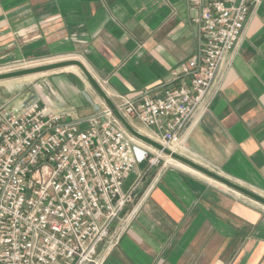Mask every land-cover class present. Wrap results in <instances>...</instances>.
Wrapping results in <instances>:
<instances>
[{
	"label": "crops",
	"instance_id": "obj_1",
	"mask_svg": "<svg viewBox=\"0 0 264 264\" xmlns=\"http://www.w3.org/2000/svg\"><path fill=\"white\" fill-rule=\"evenodd\" d=\"M196 16L187 0H0V71L77 59L116 106L159 96L199 51ZM59 72L46 76L41 103L74 119L103 107L82 77L91 102ZM207 103L178 152L264 198V0ZM140 176L103 264H264L263 205L172 159L138 164L125 188Z\"/></svg>",
	"mask_w": 264,
	"mask_h": 264
},
{
	"label": "built area",
	"instance_id": "obj_2",
	"mask_svg": "<svg viewBox=\"0 0 264 264\" xmlns=\"http://www.w3.org/2000/svg\"><path fill=\"white\" fill-rule=\"evenodd\" d=\"M187 1L197 10V55L172 71L171 85L161 95L146 94L140 101L121 97L116 106L177 153L192 123L208 111L220 69L229 65L263 0ZM150 148L129 135L104 104L84 119L54 112L39 100L9 110L3 105L0 264H103L116 244L112 227L122 221L143 178L125 188L127 176L138 164L150 168L162 156Z\"/></svg>",
	"mask_w": 264,
	"mask_h": 264
},
{
	"label": "water",
	"instance_id": "obj_3",
	"mask_svg": "<svg viewBox=\"0 0 264 264\" xmlns=\"http://www.w3.org/2000/svg\"><path fill=\"white\" fill-rule=\"evenodd\" d=\"M67 68H76L80 72L82 78L90 85V87L94 90V92L101 98L103 104L111 111V113L119 121L123 129L129 135H131L134 139H136L137 141H139L140 143L148 147H151L152 149L156 151L161 152L165 156L188 167L189 169H192L193 171L264 206V198L262 196L242 187L241 185L237 183L230 181L229 179L219 175L218 173H215L201 166L200 164L188 159L185 156L162 146L160 143L154 141L150 137L138 131L130 123V121H128L120 113L116 105L108 97V95L106 94L104 89L101 87V85L94 79V77L86 69L84 64L77 59H66V60L50 62L46 64L35 65V66H30V67H26L22 69L3 72V73H0V81L11 80V79L21 78V77L31 76V75H36V74H44L48 72H55V71H60V70H64ZM66 76L75 85L76 89L83 95V97H85L86 100L91 102L89 99V96L84 90V81L75 73L67 72ZM98 110L99 108H97L96 111Z\"/></svg>",
	"mask_w": 264,
	"mask_h": 264
},
{
	"label": "rangeland",
	"instance_id": "obj_4",
	"mask_svg": "<svg viewBox=\"0 0 264 264\" xmlns=\"http://www.w3.org/2000/svg\"><path fill=\"white\" fill-rule=\"evenodd\" d=\"M47 63H50V62H47ZM41 64H46V62L37 63L34 65L28 64L27 66L30 67V66L41 65ZM60 71L61 72L59 73H66V72L76 73L80 78L82 77L80 72L76 68H68V69H64ZM49 73L51 72L44 73V74L25 76V77L11 79V80L0 81V98L4 100V102L0 103V108L3 105H7L8 110L11 107L19 108L20 104L22 106L25 103L29 102L30 100H39L40 96H43L46 93V89L48 90V88H46V85H45V79H46V76L49 75ZM140 132L149 137V135L145 131H140ZM169 159H170L169 157L162 154V156L158 160V163L152 167H155L158 165H164L166 164L167 161H169Z\"/></svg>",
	"mask_w": 264,
	"mask_h": 264
},
{
	"label": "bare ground",
	"instance_id": "obj_5",
	"mask_svg": "<svg viewBox=\"0 0 264 264\" xmlns=\"http://www.w3.org/2000/svg\"><path fill=\"white\" fill-rule=\"evenodd\" d=\"M68 69V68H67ZM171 159V158H170ZM186 167V166H185Z\"/></svg>",
	"mask_w": 264,
	"mask_h": 264
}]
</instances>
